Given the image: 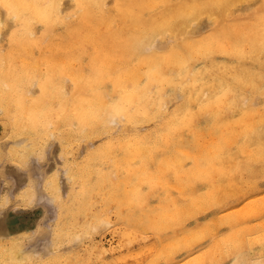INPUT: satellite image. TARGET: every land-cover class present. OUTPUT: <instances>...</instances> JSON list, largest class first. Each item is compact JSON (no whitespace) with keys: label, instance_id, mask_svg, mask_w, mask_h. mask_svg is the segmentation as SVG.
<instances>
[{"label":"bare ground","instance_id":"6f19581e","mask_svg":"<svg viewBox=\"0 0 264 264\" xmlns=\"http://www.w3.org/2000/svg\"><path fill=\"white\" fill-rule=\"evenodd\" d=\"M66 1L0 0V120L19 166L50 140L61 155L85 144L68 194L57 173L44 185L61 215L90 214L54 226L49 258L6 229L0 264L89 263L61 246L85 245L111 208L127 243L157 237L164 264L264 260V0Z\"/></svg>","mask_w":264,"mask_h":264},{"label":"rangeland","instance_id":"374dc122","mask_svg":"<svg viewBox=\"0 0 264 264\" xmlns=\"http://www.w3.org/2000/svg\"><path fill=\"white\" fill-rule=\"evenodd\" d=\"M66 3L69 4L70 0H67ZM64 12H66V10H64ZM3 130L4 128L0 120V145L2 151V154L0 153V202L1 200H4L1 199L3 198V195L5 196L6 194L7 196L9 194V197L7 196L8 199L5 198L6 196L4 197L7 205L1 203L2 206H4L0 207V235H3L6 232V229H10L12 232H18L19 230L24 229L20 232H25L28 235V238L24 241L25 243L21 247L23 253L25 254V251H30L33 254L39 251L42 253V256L49 258L51 257L50 253L54 250L53 246H51L54 226L61 221L60 223H62V225H68L69 229H71V225H73V229L80 230L86 221V216L89 217L90 213L88 212L86 214L85 212L82 213L77 210V220L73 219L74 217L71 213V215L67 214L63 216L64 212H62L61 215V211L57 208L56 201L53 199L50 191H48L49 189L44 185V180L47 173H57L56 176H58V182H61V185L60 183L58 184L62 188V190L60 188V193L64 196L68 194L70 186L73 183L72 180L67 181L68 178L71 179L72 173H80L84 169L81 164L83 158L87 154L85 144L82 143L80 145L81 148L79 147L78 150L71 153V155L62 154V158L60 150L55 146L57 145L56 142L50 140L47 142V145L45 144L43 147L42 153L39 152L30 155L28 154L29 152H25V155L28 154L30 156L28 158L27 155L25 163L20 164L22 166H19L17 165L19 163L11 161L7 156L5 157V154H7L8 149L14 140H6V138H4ZM17 140V145H19L24 138L21 137ZM23 143L25 144L26 141H23ZM78 165L81 167H78ZM259 186V191H264V184L261 183ZM75 187L76 188L74 189H79L80 186L79 184H75ZM28 190H31V195L32 193H34V195L31 196L32 198L30 197L31 200L27 201L28 203H24L22 201L26 199L24 197L21 198L20 193L27 192ZM175 193L177 194V192ZM176 194L175 196H177ZM66 199L68 198L65 197L63 201ZM149 202H152L153 206L154 202L157 203L156 200H149ZM88 204H92L93 207L96 206L93 202H89ZM129 210H125L124 214L128 215L130 212ZM113 212L114 211L111 208L108 215L102 217L106 222V227L102 228L99 233L93 235L90 240L85 242V245H74L76 246L74 247L66 242L61 246L63 248L61 250L65 254H82L83 250L86 251L87 254L91 252L92 258L88 261L89 263L85 260L79 261L78 263L76 260H69L67 262L60 261L57 264H164L162 260H156L161 249L157 237L151 232H148L143 235V238L138 237L134 241L127 243L126 240H124L125 238H123L122 233L128 229V227L127 225L125 226L124 222H118L115 212ZM84 215L85 217H83ZM261 218L264 219V215H262ZM198 219L200 220V218ZM69 221L73 222V224L69 225ZM79 221L80 223H78ZM91 246H94L95 249H91ZM182 257L183 255L181 254L178 259H181ZM42 259L44 258L42 257ZM32 262L35 261H31V263L28 262V264H32ZM45 262L47 264H56L53 261ZM35 264H41V262L38 261V263Z\"/></svg>","mask_w":264,"mask_h":264},{"label":"snow or ice","instance_id":"6c2138e0","mask_svg":"<svg viewBox=\"0 0 264 264\" xmlns=\"http://www.w3.org/2000/svg\"><path fill=\"white\" fill-rule=\"evenodd\" d=\"M2 6L4 8L11 10L13 6L11 4L3 3ZM262 18H264V13H262ZM18 19V18H17ZM18 29H14L11 36H9V40H12L15 36V32ZM111 111L108 113V119L112 124H117L118 121H122L124 119V107L119 102H113L111 105ZM15 264H28L26 260L16 261ZM220 264H264V260L261 261H249L245 258V254L243 252H237L235 255L228 249H226V255L222 256Z\"/></svg>","mask_w":264,"mask_h":264}]
</instances>
